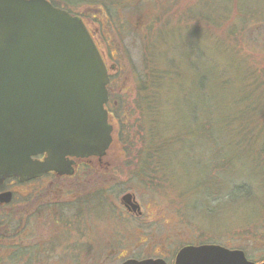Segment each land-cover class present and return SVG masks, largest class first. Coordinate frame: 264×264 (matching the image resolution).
Instances as JSON below:
<instances>
[{
  "label": "rangeland",
  "instance_id": "1",
  "mask_svg": "<svg viewBox=\"0 0 264 264\" xmlns=\"http://www.w3.org/2000/svg\"><path fill=\"white\" fill-rule=\"evenodd\" d=\"M106 1L108 5L118 2L114 14L109 15L103 4L81 5L77 12L92 31L106 64L116 68L109 73L124 104L116 112L118 119L111 117L110 123L114 127L118 123V131L121 129L124 135L112 133L115 141L106 153L86 157H96L93 159L97 162L90 167H87L89 164L80 167L77 177H45L16 187L18 194L28 197L33 191L38 199L47 196L48 202L60 199L73 203L83 195L100 192L103 206L95 200L90 205V213L81 215L67 207L69 215L57 224L49 221L50 217L55 221L52 215L34 218L36 223L32 221V226L26 227L25 235L33 232L40 246L49 247L51 237H58L53 242L54 249L60 245L57 251H48L41 257L49 264H120L124 258L119 256L127 251H143L144 255L163 253L164 248L173 251L195 242L218 243L241 249L252 259H264V228H261L264 225V177H252L246 158L235 145L229 144L230 135L223 127L227 112L213 109L212 94L208 95L210 110L201 112L200 116L215 121L213 135L222 144L221 155H214L212 143L205 140L201 148L197 146L195 134L186 135L196 128L189 117L193 112L191 105L198 96L195 87L190 97L185 93L187 60L194 57L197 62L193 48H202L222 69L230 68L227 59L220 55L232 49L224 39L216 40V37H225L243 19L246 26L237 36L238 50L251 56L248 60L252 59L259 69L264 66V0ZM110 18L112 24L108 21ZM214 22L220 25L215 26ZM157 30L159 33L153 34L152 42L150 36ZM156 57L161 60L158 62L162 68L164 60L170 59L183 71L181 81L167 82L161 94L164 103L159 129L162 133H179L185 137L172 143L171 148L165 147L162 161L169 177L161 181L160 175L151 170L145 177L137 178L133 174L142 148L135 134L140 122L134 104L137 72L150 58ZM168 90L169 95H163ZM116 100L118 102V97ZM122 126L124 128H120ZM228 157L234 158L232 171L227 169L218 177H206L214 163ZM239 182L253 186L250 202L233 196V188ZM127 192L134 194L143 212L141 216L126 211L121 198ZM32 203L34 198L28 206ZM0 253L6 256L7 251ZM62 253L63 257H59Z\"/></svg>",
  "mask_w": 264,
  "mask_h": 264
},
{
  "label": "water",
  "instance_id": "2",
  "mask_svg": "<svg viewBox=\"0 0 264 264\" xmlns=\"http://www.w3.org/2000/svg\"><path fill=\"white\" fill-rule=\"evenodd\" d=\"M108 66L83 18L50 0H0V176L74 174L71 158L103 156L114 126ZM46 155L44 160L36 157ZM10 193H1L8 202ZM121 202L140 209L127 192ZM162 259L123 264H164ZM176 264H264L241 249L186 246Z\"/></svg>",
  "mask_w": 264,
  "mask_h": 264
},
{
  "label": "trees",
  "instance_id": "3",
  "mask_svg": "<svg viewBox=\"0 0 264 264\" xmlns=\"http://www.w3.org/2000/svg\"><path fill=\"white\" fill-rule=\"evenodd\" d=\"M50 1L55 6L67 9L74 14H78L77 10L81 5L103 4L102 6L111 15L114 14L113 11L117 9L116 4H118V2H109L110 5H108V1L106 0ZM111 18L108 20L110 24L113 22ZM214 23H216L215 26L220 25V23ZM245 26L246 22L243 19L241 20V24H235V28L232 27L225 37L215 36L216 40L218 38L224 39L232 49L228 54L223 52L220 55L227 59L226 62L230 68L225 67L222 69L219 63L212 62L208 58L207 53L202 48L199 46L193 48L197 62L194 61V57L187 60L186 76L188 83L185 93L187 97H190V94L194 91V87L196 88L198 99L191 105L193 112L192 117L191 115L189 117L192 123H195L196 128L186 135L192 136L195 134L198 138L197 146L201 148L205 140L208 144L212 143L214 145V155L216 153H220L221 155L220 148L222 144L218 143L213 135L215 121L212 122L207 120L206 117L200 116L201 112L210 110L208 95L212 94L213 109L227 112L223 127L226 128L227 133L230 135L229 144L235 145L240 152L239 154L246 158L252 177H264V66L259 69L257 65L253 64L252 59L248 60L251 56H246L238 50L237 45L239 43L237 36ZM156 33H159V31L157 30L155 33H152L150 40L153 34ZM158 61L161 62L157 57L150 58L142 70L137 72V91L134 104L139 111L140 122L138 132L135 134L139 136L142 148L139 150L140 155L135 163L136 170L133 171V174L135 173V177L137 178L145 177L150 174L151 170L153 174L160 175L158 179L161 181L164 177H169L166 173V165L162 161L165 147L171 148L172 143L181 139L183 140L185 137L179 133H162L159 129L161 118L163 117L162 105L164 100L161 95L162 90L164 86L167 87V82H170V84L171 82L172 84L179 83L183 78V71L178 64H175L170 59L164 60L163 68ZM110 77L111 82L108 86L110 102L109 105L107 104V109H110L111 117L117 118L116 112L120 108H123L124 102L119 100L118 86L115 85L113 76L111 75ZM169 93L170 90H168V93L165 91L163 95H169ZM117 97L118 102L117 100L114 101ZM191 102L189 101L188 104H191ZM118 127L119 124L116 123L114 133L118 135L119 132V135H124L121 129L118 131ZM120 128H124V126ZM200 152L202 151L200 150ZM230 157L226 159L222 158L220 162L214 163L206 177H218L220 173L225 172L227 169L232 171L233 168L230 166H232L234 158ZM131 162H134L133 159ZM129 165L133 164L129 162ZM163 171L165 173H162ZM149 180L152 181V179ZM233 191L234 197H242L246 202L252 200L253 186L250 183L239 182L234 186ZM99 193L93 192L86 196L83 195L84 197L77 198L73 203L69 201L67 203L62 202L60 199L57 202H48L46 201L47 196L42 198V195L38 199L34 195V204L32 203V206L34 205V213H31L29 208L30 212H24L14 225H9L4 230V233L0 235V252L3 250L7 251V256L0 253V256L7 258L6 260L0 258V264H49L48 261L41 260V257H44V253L48 251H57L60 245L55 246L54 249L53 242L58 237H51L50 247L48 245L40 246L35 237L33 238V232L30 233L31 236H29L30 234L25 235L27 231L26 227H31L32 221H34V224L36 223L34 218L41 216L50 217V215L55 217V221L51 217L49 221L57 224L58 221L64 220L69 215L67 214L69 212L67 207H70L72 211L74 209L77 215L90 213V205L93 201L97 200L99 206H103V203L100 202L102 198ZM212 199L213 197H211ZM254 227L256 229L259 228V226ZM261 228H264V225ZM59 255L61 257L63 253Z\"/></svg>",
  "mask_w": 264,
  "mask_h": 264
},
{
  "label": "flooded vegetation",
  "instance_id": "4",
  "mask_svg": "<svg viewBox=\"0 0 264 264\" xmlns=\"http://www.w3.org/2000/svg\"><path fill=\"white\" fill-rule=\"evenodd\" d=\"M90 32L94 38V35H93L91 30H90ZM112 69H116L114 65H111L110 67L108 66V70L110 73H111ZM109 102H110V97H109V101L107 103L108 105H109ZM107 104H106V107L108 106ZM109 116L111 118L110 113H109ZM115 129H116V126L114 127L113 133H114ZM45 156L46 155H39L36 158L39 160H44ZM93 158H96V157L85 158V159L71 158V160L73 161L72 167L74 168V174H72V175L59 174V173H56L54 171H51V172L45 173L41 176H38L36 178H30L27 180H21L20 178H18L16 176L5 177V178H2L3 176H0V194L1 193H8V192L10 193V199L8 202H0V235H2L4 233V230L9 225H11V224L14 225L16 223V220L18 218H20L24 212H26V213L30 212L29 208L31 210V213H34V205L28 206L29 202H31V200L34 198L33 197L34 196L33 191L30 193V195L28 197H27V194L25 195V194H22L21 192H20L21 194H18L17 188H16L17 185H23L26 183H30L33 180H41L45 177H52V178H54V177H56V178L77 177L78 176L77 173H78L80 167H86L88 164H89V166H87V167H90L91 163H93V165L96 164L97 161L94 160ZM99 161H101V160H99ZM24 196H26V197H24ZM31 196H32V198H31ZM23 197H24V201H23ZM28 198H29V200H28ZM125 209L128 212V214H132V215H136V216H141L143 214V212L141 211V208L139 210L134 211L131 207L125 206ZM203 244H208V243H206V242L205 243L204 242H202V243H197V242L187 243L177 250L172 251L170 249L164 248L163 253L161 252V253L146 254V255L143 254L144 253L143 251H142V253H133V252L131 253L130 251H127L126 253L119 256V258H124L120 264H123L124 262L131 260V259L140 261V260H145L148 258L162 259L165 262L164 264H176L177 254L182 248H184L186 246H199V245H203ZM219 245H221V244H219ZM222 246H224V245H222ZM245 255L248 258V260H251V261H254L257 263L264 261V259H260V260L252 259L248 256V254H246V252H245ZM3 259L6 260L7 258L4 256Z\"/></svg>",
  "mask_w": 264,
  "mask_h": 264
}]
</instances>
